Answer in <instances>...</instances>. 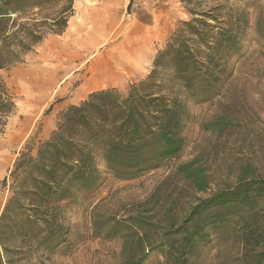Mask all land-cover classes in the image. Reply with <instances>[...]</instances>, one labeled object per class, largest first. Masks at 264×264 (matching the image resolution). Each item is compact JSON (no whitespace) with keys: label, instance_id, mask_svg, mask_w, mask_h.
<instances>
[{"label":"trees","instance_id":"trees-1","mask_svg":"<svg viewBox=\"0 0 264 264\" xmlns=\"http://www.w3.org/2000/svg\"><path fill=\"white\" fill-rule=\"evenodd\" d=\"M179 1L192 17L177 26L143 80L133 83L127 94L117 89L91 93L59 115L49 139L37 147L27 142L19 152L7 179L11 193L0 216V264H18L13 258L19 246L32 252L65 242L64 206L98 189L105 173L132 180L181 153L190 116L187 103L220 95L232 73L231 60L243 57L248 20L222 4L203 9L202 0ZM73 12V0H0V69L23 62L47 34H61ZM257 34L264 42V21L257 22ZM15 106L0 77V131ZM195 163L181 164L177 173L204 192L207 176ZM242 177L233 188L201 199L179 225L169 207L163 243H155L148 234L152 226L148 207H136L122 218L94 216L93 233L103 239L121 234V264H145L159 246H166L161 251L163 264H190L199 246L209 241L206 228L225 222L224 209L253 207L264 199V179ZM212 210L209 219L205 214ZM241 242L246 247L264 243V218L256 212L242 228Z\"/></svg>","mask_w":264,"mask_h":264},{"label":"rangeland","instance_id":"rangeland-1","mask_svg":"<svg viewBox=\"0 0 264 264\" xmlns=\"http://www.w3.org/2000/svg\"><path fill=\"white\" fill-rule=\"evenodd\" d=\"M200 3L203 9L222 4L227 11L242 13L248 27L243 57L231 60L232 73L224 81L220 95L203 103L194 100L187 103L190 116L182 132L185 143L181 153L132 180H119L105 173L98 189L64 206L62 222L68 231L66 241L50 250L37 248L32 252L19 246L20 251L13 258L18 264H121L123 237L121 234L111 239L96 236L92 228L94 216L122 218L136 207H148L152 222L148 234L160 244L166 239L163 226L169 207H173L179 225L201 199L221 189L233 188L242 175L246 180L264 179V42L257 34V22L264 21V0H202ZM181 7L183 14L177 26L192 17L184 4ZM24 102V98L17 97L19 113L11 115L0 131V216L11 193V181L7 179L23 142L30 135L29 146L37 147L42 132V123H37L35 116L23 125L29 116L24 113ZM192 160L207 176L208 188L204 192L197 191L177 173L178 166ZM223 212L225 222L215 229L206 228L209 241L199 246L190 264H264V243L246 247L241 242L242 228L250 222L251 215L256 212L264 218V199L256 201L253 207L235 205ZM212 213L214 210L205 215L211 219ZM162 249L166 250V246L151 251L145 264H163Z\"/></svg>","mask_w":264,"mask_h":264},{"label":"crops","instance_id":"crops-1","mask_svg":"<svg viewBox=\"0 0 264 264\" xmlns=\"http://www.w3.org/2000/svg\"><path fill=\"white\" fill-rule=\"evenodd\" d=\"M181 5L179 0H73L74 12L61 34H47L23 62L0 69L16 105L11 115L19 113L17 97L24 98L29 116L23 125L34 116L42 123L39 144L49 139L62 112L91 93L127 94L148 75L174 33Z\"/></svg>","mask_w":264,"mask_h":264}]
</instances>
